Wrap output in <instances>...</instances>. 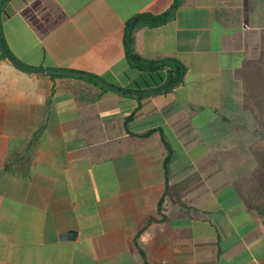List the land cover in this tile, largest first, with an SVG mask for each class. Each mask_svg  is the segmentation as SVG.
<instances>
[{
  "label": "crops",
  "instance_id": "crops-1",
  "mask_svg": "<svg viewBox=\"0 0 264 264\" xmlns=\"http://www.w3.org/2000/svg\"><path fill=\"white\" fill-rule=\"evenodd\" d=\"M175 1L0 11L10 52L48 70L0 49V264H264V0H183L163 24L139 18L134 52L187 68L141 95L151 80L130 63L128 27Z\"/></svg>",
  "mask_w": 264,
  "mask_h": 264
},
{
  "label": "trees",
  "instance_id": "trees-1",
  "mask_svg": "<svg viewBox=\"0 0 264 264\" xmlns=\"http://www.w3.org/2000/svg\"><path fill=\"white\" fill-rule=\"evenodd\" d=\"M183 0H176L175 3L172 5L171 9L169 10V13H165L162 15H154L150 13H145L140 15L139 17L141 19V24L146 26H156L163 24L167 20H169L175 11V9L182 3ZM1 26V23H0ZM131 24L128 27V57L130 60L131 65L137 67L140 69L142 73V79L145 80L147 77L151 80L147 83L149 86L147 89H138L137 92L141 93L143 91H147L148 93L156 92L157 90L167 87V86H178L180 85L183 80L184 76L186 74L187 68L185 64H183L181 61L177 59H162V60H154V59H146L139 55H137L133 48L131 47L133 37H132V31H131ZM1 49V47H0ZM1 55L6 58L7 56L5 53L1 50ZM66 69H50V73L53 77L65 75L63 71ZM86 78L90 80L91 82L102 86L103 88H108V82H106L102 77L96 75V74H87ZM260 208V207H259ZM260 210H262L260 208ZM263 211V210H262ZM261 211V212H262ZM153 220L150 219V222ZM147 227V225L144 226L142 231ZM141 232V231H140ZM143 255L145 253L141 251ZM146 263V262H145Z\"/></svg>",
  "mask_w": 264,
  "mask_h": 264
},
{
  "label": "water",
  "instance_id": "water-1",
  "mask_svg": "<svg viewBox=\"0 0 264 264\" xmlns=\"http://www.w3.org/2000/svg\"><path fill=\"white\" fill-rule=\"evenodd\" d=\"M8 0H3L1 3H0V11L4 8V5L6 4ZM169 13V12H168ZM140 19L139 18H136L132 21L131 23V30H133L137 24V22L139 21ZM0 47H1V50L5 53V55L11 59L14 64L18 67H20L21 69H24L26 71H38V72H48L47 69H44V68H33V67H30L24 63H22L19 59H17L9 50L7 44H6V41H5V38L2 34V30H1V26H0ZM64 74H67V75H75V76H86L87 73L85 72H81V71H75V70H64L63 71ZM175 86H167V87H163L159 90H157L156 92L159 93V92H166V91H169V90H172ZM111 89L113 91H116L118 93H122V94H128V95H131V96H136L138 93L134 92V91H130V90H125V89H122L118 86H112ZM147 94H151V93H148V92H142L141 95H147ZM77 234H78V231L76 230H69L65 233H63L60 238L61 240H74L76 237H77Z\"/></svg>",
  "mask_w": 264,
  "mask_h": 264
},
{
  "label": "rangeland",
  "instance_id": "rangeland-1",
  "mask_svg": "<svg viewBox=\"0 0 264 264\" xmlns=\"http://www.w3.org/2000/svg\"><path fill=\"white\" fill-rule=\"evenodd\" d=\"M261 134L262 138H264V123L261 125ZM261 150H262V153L263 155L261 156V168H260V180H261V204H260V208L263 210H261V214H262V217L264 219V139L262 140V146H261Z\"/></svg>",
  "mask_w": 264,
  "mask_h": 264
}]
</instances>
